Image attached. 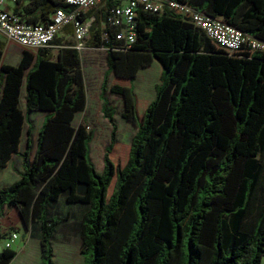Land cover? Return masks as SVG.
Here are the masks:
<instances>
[{
  "label": "trees",
  "instance_id": "trees-1",
  "mask_svg": "<svg viewBox=\"0 0 264 264\" xmlns=\"http://www.w3.org/2000/svg\"><path fill=\"white\" fill-rule=\"evenodd\" d=\"M177 1L264 41V0ZM15 5L26 24L48 23L60 8L71 11L64 0ZM100 7L98 16L97 8L91 12V45L106 51L99 101L111 126L101 174L89 158L94 131L85 118L74 126L87 106L79 52L66 47L54 59L49 48L24 51L12 66L2 64L0 46V168L15 154L23 160L20 180L0 189V220L15 209L26 228H38L40 264H54L56 228L68 217L53 218L51 209L62 196L89 206L79 233L85 264H262L264 54L230 56L171 11H139L135 42L124 49ZM154 62L160 83L139 117L132 83ZM111 75L129 81L110 92L123 98L122 117L136 127L124 166L111 157L118 134L106 97ZM35 112L49 114L31 158L28 116ZM25 124L27 147L20 153ZM16 257L3 249L0 264Z\"/></svg>",
  "mask_w": 264,
  "mask_h": 264
},
{
  "label": "rangeland",
  "instance_id": "rangeland-1",
  "mask_svg": "<svg viewBox=\"0 0 264 264\" xmlns=\"http://www.w3.org/2000/svg\"><path fill=\"white\" fill-rule=\"evenodd\" d=\"M16 51V50H15ZM6 59L9 65H15L19 61L18 53L10 54ZM82 69L85 76L87 88V106L84 112L77 114L74 126L80 125L85 118L90 130L94 131V137L89 145V158L94 164L96 171L101 174L104 171V152L110 141L111 126L101 113V102L99 101L102 77L107 69L106 51L101 49H84L81 51ZM161 68L158 62L147 68L140 70L138 76L133 81L135 94L138 103V115L143 117L149 104L155 99L156 87L160 83ZM114 84L128 86L129 81L117 79L114 75L109 79V90L106 94L110 105L115 111V121L118 126L117 143L112 154V160L116 164L125 165L131 141L136 133V127L125 120L122 116L125 112L124 100L121 96L113 95L110 87ZM25 89L22 90L21 103L24 100ZM44 115L43 112L30 113L28 116L29 124L32 126L34 137L40 128L39 119ZM28 127V125H27ZM14 168V167H13ZM0 170V188L14 184L15 169ZM7 173L9 176H3ZM6 174V175H7ZM15 230L20 235L18 241L13 246L17 252V257L11 264H40V231L37 227L26 228L21 221L19 214L12 212L6 214L0 226V251L5 247V232ZM71 235L70 242H63L64 236ZM74 226H61L57 229L54 241V264H85V258L81 256V247L78 242H74ZM264 264V259L262 261Z\"/></svg>",
  "mask_w": 264,
  "mask_h": 264
},
{
  "label": "built area",
  "instance_id": "built-area-1",
  "mask_svg": "<svg viewBox=\"0 0 264 264\" xmlns=\"http://www.w3.org/2000/svg\"><path fill=\"white\" fill-rule=\"evenodd\" d=\"M15 1L0 0V32L27 49L50 48L64 27L71 25L76 42L75 49L81 54L87 48L91 28L96 21L91 12L105 6V26L119 30L118 39L124 41V49H129L135 42L136 17L139 11L153 14L171 11L201 30L230 56L264 54V41L245 34L222 18L211 17L177 0H64L71 8L70 12L60 8L51 15L48 23L39 24L23 23L19 16L6 9L7 4ZM103 39H106L105 34ZM18 239L17 231L6 232L4 249H13Z\"/></svg>",
  "mask_w": 264,
  "mask_h": 264
},
{
  "label": "crops",
  "instance_id": "crops-1",
  "mask_svg": "<svg viewBox=\"0 0 264 264\" xmlns=\"http://www.w3.org/2000/svg\"><path fill=\"white\" fill-rule=\"evenodd\" d=\"M15 7H16L15 3H9V4L6 5V9L9 10V11H12V12L14 11ZM100 10H101V7L97 8L94 11V14L97 15L99 13L98 11H100ZM101 26H103V25L101 24ZM75 44H76V42H75V39H74V36H73V27L71 25H68V26L64 27V29L58 34V36L56 37V42L53 43L49 49L51 50V54L53 55V58L57 59L59 51L61 49L66 48V47H74L75 48ZM0 46L2 47V52H3L2 64H6V65H9V64H7L5 62L6 61L5 58H7L12 53L15 54V55H17V53H18V57H19L18 63L15 64V65H12V66L19 65V63L21 62V60L23 58L24 51H29V52L33 53L34 55H37V53H38V50H36V49H27V48L22 47L18 43L9 40L1 32H0ZM86 49H98V50L103 49L104 50V48H96V47H93L91 45V36H90V39L88 40ZM80 57H81V54H80ZM81 66H82V59H81ZM82 71H83V69H82ZM161 73H162V70H161ZM83 75H84V72H83ZM84 80H85V76H84ZM85 84H86V82H85ZM23 88L25 89V85L23 86ZM23 88H22V90H23ZM21 95H22V91H21ZM21 95H20V108L22 109V111L25 112V103L22 105V103H21ZM87 97H88V95H87ZM24 100H25V95H24ZM48 114L49 113H44V115H42V117L39 119L40 128L42 126L44 118ZM40 128L36 132L35 137H34V132L33 131H32V134H31V144H32L31 158L33 157V155H34V153H35V151L37 149V142H38V135H39ZM27 130H28V127H27V124H25L24 128H23V134H22V137H21V143H20V149H19L20 153L24 152L26 150V147H27ZM10 168L15 169V172H16L15 176H14L15 182L19 181L20 180V175L23 172V160H22V158L20 157L19 154L13 155L11 160H10V162L8 163V165L6 167H1L0 170H3V172H4L5 170H8ZM6 174L3 173L4 178L9 176L8 174L7 175ZM88 211H89V206L88 205H85V204H68L67 201H66L65 196H62L58 200V202H56L52 206L51 216L53 218H57V219L68 217V220H66L64 222H61L57 226L56 232H57V229L59 227H61V226H70V227L74 226V233H75L74 242H78L80 244V242H79L80 227H81V223L83 221V218L87 214ZM12 212H16L18 214L17 210H15V209L6 210L5 215L0 220V226L2 225V220H5V218H6V214L7 213L10 214ZM6 232H8V231H6ZM56 232H55V236H56ZM55 236H54V238H55ZM62 241L63 242L72 241L71 240V235L64 236L62 238ZM52 243H54V242H52ZM53 246H54V244H53Z\"/></svg>",
  "mask_w": 264,
  "mask_h": 264
}]
</instances>
